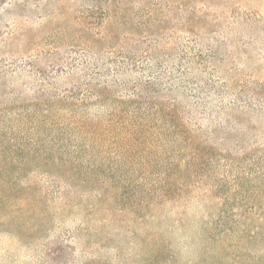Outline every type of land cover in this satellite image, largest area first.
<instances>
[{
    "label": "rangeland",
    "instance_id": "1",
    "mask_svg": "<svg viewBox=\"0 0 264 264\" xmlns=\"http://www.w3.org/2000/svg\"><path fill=\"white\" fill-rule=\"evenodd\" d=\"M147 66L152 74L170 71L177 79L176 91L188 85L189 95L182 97L197 106H227V111L236 89L251 110L241 126L252 123L256 130L241 141L252 149L249 156H232L229 162L221 157L196 191L232 198L242 211L232 205L211 210L195 201L186 218L177 210L156 214L161 218L165 213L175 228L168 237L174 241L177 262L264 264V244L253 237H264V118L258 113L264 86V0H0V148L15 161H25L28 178L44 183L57 202H50L41 215L33 209L5 213L13 221L0 226V264H61V256L71 253L61 249L62 236L73 246L75 264L86 259L83 250L88 248L101 260L127 264V246L137 243L131 230L137 226L115 219L109 223L111 212L99 208L94 214L87 206L61 213L58 185L61 177L82 178L63 171L61 160L67 154L83 169L105 170L113 166L124 137L133 138L131 145L144 146L145 128L132 131L129 125L146 113V118H156L155 99L128 96L151 74L142 73ZM68 69L84 70L85 82L112 80V93L100 103L67 108L61 88L70 81L61 78V70ZM200 80L213 84L211 95L200 92ZM242 88L247 93H241ZM254 89L257 95L250 93ZM69 110L104 124L113 115L106 146L91 153L82 150L89 134L70 125ZM232 134L228 148L237 143ZM154 140L150 136L151 146ZM99 176L114 180L120 174L108 170ZM23 197L36 205L35 196ZM89 201L78 199L81 204ZM101 219L107 224H99ZM150 220L152 224L156 219ZM94 228L104 238L97 245ZM199 234L207 241L198 244Z\"/></svg>",
    "mask_w": 264,
    "mask_h": 264
},
{
    "label": "trees",
    "instance_id": "2",
    "mask_svg": "<svg viewBox=\"0 0 264 264\" xmlns=\"http://www.w3.org/2000/svg\"><path fill=\"white\" fill-rule=\"evenodd\" d=\"M142 70H144L142 73L149 71L151 74L144 82L134 86L132 90L134 93L128 98L134 96L145 98L146 95V98L155 99L151 102L154 104L156 118L149 116L146 118V113L144 118H140L136 123L130 121L129 125L132 131L142 132L141 129L145 128L144 146L139 148L135 144L131 145L129 142L133 141V138L124 137L122 140L124 145L119 147L113 166L105 170L95 166L83 169L73 160L71 154H67V157L61 160L63 171L72 176L80 175L82 178L76 180L61 177V185H58L61 189V213L71 208L87 206V209L94 214L96 208H99L101 212H111L109 223L115 219L119 223L137 226L131 230L132 237L137 243H129L127 246L130 249L129 255L126 256L127 264L131 262L181 264L177 262L179 261L177 254L172 250L174 241L168 237V232L175 228L169 224L165 213L171 214L172 211L177 210L186 218L195 201L211 210L232 205L233 208L242 211L243 207L235 206L232 198L226 196L217 198L216 193L211 190L200 194L196 191L203 187L204 180L210 176L214 162L221 157L229 162L232 156H249L252 149L243 147L241 141H247L256 130L252 123L241 126V120L249 115L251 110L248 108V100L241 101L236 89L231 94L232 100L227 111H223L227 106L222 109L215 106L208 107V103L197 106L192 100L182 97L190 92L188 85H182L179 91H176L177 79H172L170 71L160 69L152 74L148 66ZM85 73L84 70L77 69L61 70V78L70 81L61 88V100L69 109L84 107L89 103H100L106 99L109 92L112 93L111 89L114 88L112 80L85 82L87 77ZM103 78L107 77L103 76ZM200 82L198 84L200 92L211 95L213 84L207 80ZM241 91L247 93L244 88ZM260 91L263 101L258 104L262 109L258 113L264 118V86ZM250 93L257 95L255 89L250 90ZM253 105L255 106V103ZM68 116L73 128L89 134V144L82 150L91 153L101 144L106 146L111 134L109 132L111 126L107 124H112L113 115H110L106 124L99 119L78 118L71 110ZM116 118L121 119L118 115ZM153 128L155 133L152 132ZM106 132H108L106 139L102 140L101 137ZM232 133L235 134L237 143L234 148H228L226 140L229 136H233ZM150 136L155 137L152 142L154 146L149 144ZM239 145L241 146L237 148ZM12 156L11 153L0 148V218L2 216L3 219L0 221V226L13 221L9 213L5 214L8 210L17 213L33 209L41 215L50 202H55V199L50 198L49 188L44 183L39 180L32 182L28 178L27 163L23 160L15 161ZM108 170L119 173L120 177L112 180L106 176H99ZM21 192L25 197L35 196L33 203L36 205H31L30 199L24 201ZM87 198L90 199L89 202L84 204L78 202V199ZM164 211V215L158 218L156 214L161 215ZM116 217H124L125 220L120 221ZM151 218L156 219L152 224ZM98 223L104 226L107 224V219H101ZM182 225L185 229L186 223ZM92 232L95 233L93 234L95 238L99 237L94 245L100 244V240L104 239L102 233L95 228ZM253 237L261 246L264 244V237L261 234L254 233ZM253 237H250L251 242ZM195 239L198 244L207 241L205 234H199ZM62 248L70 249L71 253L67 252V255L61 256V264H75V256H70L74 254L73 246L63 236ZM143 250L145 254L140 260L139 255H142ZM83 251L86 259L78 264H114L95 256L94 248Z\"/></svg>",
    "mask_w": 264,
    "mask_h": 264
}]
</instances>
